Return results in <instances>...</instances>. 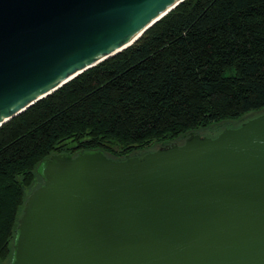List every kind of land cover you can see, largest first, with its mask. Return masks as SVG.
<instances>
[{
  "label": "water",
  "instance_id": "1",
  "mask_svg": "<svg viewBox=\"0 0 264 264\" xmlns=\"http://www.w3.org/2000/svg\"><path fill=\"white\" fill-rule=\"evenodd\" d=\"M185 0H0V127ZM113 158L58 153L9 264H264V108Z\"/></svg>",
  "mask_w": 264,
  "mask_h": 264
},
{
  "label": "trees",
  "instance_id": "2",
  "mask_svg": "<svg viewBox=\"0 0 264 264\" xmlns=\"http://www.w3.org/2000/svg\"><path fill=\"white\" fill-rule=\"evenodd\" d=\"M263 108L264 0H185L0 127V264L44 158H124Z\"/></svg>",
  "mask_w": 264,
  "mask_h": 264
},
{
  "label": "rangeland",
  "instance_id": "3",
  "mask_svg": "<svg viewBox=\"0 0 264 264\" xmlns=\"http://www.w3.org/2000/svg\"><path fill=\"white\" fill-rule=\"evenodd\" d=\"M256 111V110H255ZM251 112H254V111H251ZM249 112V113H251ZM247 113V114H249ZM245 114V115H247ZM40 172L38 170H36V179H35V182L29 186L28 188H26V196L28 198V196L31 194V192L37 188L38 186H40L43 182L42 178H41V175L39 174ZM9 262V258L6 259V260H1V264H7Z\"/></svg>",
  "mask_w": 264,
  "mask_h": 264
}]
</instances>
